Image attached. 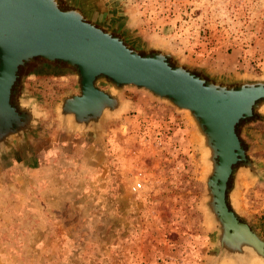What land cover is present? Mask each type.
I'll list each match as a JSON object with an SVG mask.
<instances>
[{
    "label": "rangeland",
    "instance_id": "rangeland-1",
    "mask_svg": "<svg viewBox=\"0 0 264 264\" xmlns=\"http://www.w3.org/2000/svg\"><path fill=\"white\" fill-rule=\"evenodd\" d=\"M69 2L142 55L170 53L224 85L264 80V0ZM78 83L64 64L23 86L37 116L0 149V264H237L218 258L206 151L188 113L128 87L98 129L76 128L57 110ZM236 132L258 172L235 165L226 200L264 241V110Z\"/></svg>",
    "mask_w": 264,
    "mask_h": 264
},
{
    "label": "water",
    "instance_id": "water-1",
    "mask_svg": "<svg viewBox=\"0 0 264 264\" xmlns=\"http://www.w3.org/2000/svg\"><path fill=\"white\" fill-rule=\"evenodd\" d=\"M35 58L60 61L75 70L78 93L60 100L57 116L76 128L98 129L106 115L122 108L118 92L128 87L187 112L206 151L205 206L217 231L218 258L246 264L255 257L264 263V241L226 201L235 165L253 175L258 172L236 128L264 110V80H239L233 86L206 80L190 68L171 64L170 53L140 54L81 11L61 10L57 0H0V149L7 137H24L36 123L33 106L21 109L20 115L9 105L18 68ZM101 80L108 90L98 88Z\"/></svg>",
    "mask_w": 264,
    "mask_h": 264
},
{
    "label": "flooded vegetation",
    "instance_id": "flooded-vegetation-1",
    "mask_svg": "<svg viewBox=\"0 0 264 264\" xmlns=\"http://www.w3.org/2000/svg\"><path fill=\"white\" fill-rule=\"evenodd\" d=\"M58 6L61 10H76L77 8L74 5H71L69 0H57ZM78 10V9H77ZM64 66V63L57 61V62H47L40 58H35L33 62L26 64L24 66H20L18 71L16 72V80L15 84L11 89V93L9 96V105L11 107H15L18 114L21 115V109L26 107V103L28 99L25 98L24 94V84L26 83L27 78L34 73V75H41L45 71L51 70L54 71L56 69H61ZM22 83V84H21ZM15 88H18V94L15 96L14 91ZM11 138L7 137L5 140L6 145L8 144Z\"/></svg>",
    "mask_w": 264,
    "mask_h": 264
},
{
    "label": "built area",
    "instance_id": "built-area-1",
    "mask_svg": "<svg viewBox=\"0 0 264 264\" xmlns=\"http://www.w3.org/2000/svg\"><path fill=\"white\" fill-rule=\"evenodd\" d=\"M142 187V183H140L139 181H136L132 186H131V191L133 193H137L140 191Z\"/></svg>",
    "mask_w": 264,
    "mask_h": 264
},
{
    "label": "bare ground",
    "instance_id": "bare-ground-1",
    "mask_svg": "<svg viewBox=\"0 0 264 264\" xmlns=\"http://www.w3.org/2000/svg\"><path fill=\"white\" fill-rule=\"evenodd\" d=\"M205 159H206V155H205ZM206 161V160H205ZM206 163V171H208V169H209V166H208V164H207V161L205 162ZM257 259H259V258H257ZM254 260H256V259H254ZM253 260V261H254ZM260 260V259H259ZM256 261H258V260H256ZM260 261H262V260H260ZM259 262V261H258ZM260 263V262H259ZM263 264V263H262Z\"/></svg>",
    "mask_w": 264,
    "mask_h": 264
},
{
    "label": "trees",
    "instance_id": "trees-1",
    "mask_svg": "<svg viewBox=\"0 0 264 264\" xmlns=\"http://www.w3.org/2000/svg\"><path fill=\"white\" fill-rule=\"evenodd\" d=\"M247 120H253V118H251V119H247ZM241 122H242V121H241ZM241 122H240V123H241ZM240 123H239V124H240ZM239 124H238V125H239ZM236 129H237V128H236ZM233 168H234V167H233ZM227 190H228V185H227ZM226 201H227V200H226Z\"/></svg>",
    "mask_w": 264,
    "mask_h": 264
}]
</instances>
